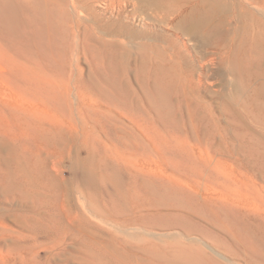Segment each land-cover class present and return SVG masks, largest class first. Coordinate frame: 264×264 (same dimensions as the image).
I'll return each instance as SVG.
<instances>
[{
	"label": "bare ground",
	"instance_id": "bare-ground-1",
	"mask_svg": "<svg viewBox=\"0 0 264 264\" xmlns=\"http://www.w3.org/2000/svg\"><path fill=\"white\" fill-rule=\"evenodd\" d=\"M83 63L103 79L102 67L111 74V66L137 64L142 83L178 88L183 95L188 88L195 93V85H202L206 65L220 64L229 80L234 78L236 92L257 85L255 99H264V0H0V196L26 195L30 189L43 188L40 149L75 139L76 118L90 112L92 103L70 86ZM105 81L109 87L113 84ZM152 88L158 95V88ZM106 92H101L104 97L110 94ZM137 127L147 144L145 153L112 152L128 172V185L134 190L140 176L148 177L149 185L144 187H151L148 194L159 197L165 210L183 217L212 215L250 249L253 264H264V196L258 189L255 192L223 168L206 167L217 170L216 176L206 172L201 180L183 179L177 171L193 165L194 158H203L179 142L171 145L143 117ZM162 158L176 167L168 169ZM219 173L223 180H218ZM16 233L5 227L0 238L11 240Z\"/></svg>",
	"mask_w": 264,
	"mask_h": 264
},
{
	"label": "rangeland",
	"instance_id": "rangeland-1",
	"mask_svg": "<svg viewBox=\"0 0 264 264\" xmlns=\"http://www.w3.org/2000/svg\"><path fill=\"white\" fill-rule=\"evenodd\" d=\"M116 66H111L113 74L100 68L103 79L83 63L70 83L73 93L80 92L92 102L91 107L94 105L82 117L75 115L79 126L76 124L73 132L86 144L76 142L75 137L73 142L67 138L69 143L65 140L38 150L45 186L30 189L26 195L0 196V231L7 227L17 232L11 240L0 238V264H253L250 249L212 215L183 217L165 210L159 197L148 194L151 187H144L149 185L148 177L140 176L133 190L128 172L112 152L145 153L147 144L137 132L143 117L170 139L171 145L179 142L203 158H194L193 165L175 171L178 176L201 180L206 172L216 176L217 170L206 167L223 168L264 196V99H255L257 85L238 93L231 83L234 78L229 80L222 65L208 64L202 85H195V93L188 88L183 95L178 88L167 90L153 81L142 83L137 64ZM106 79L113 83L112 88ZM153 86L158 95L152 93ZM147 87L148 95L144 93ZM226 87L233 91L229 93ZM106 90L110 93L105 96L107 101L101 93ZM72 104L75 114V99ZM210 158L212 162L207 164ZM161 160L168 169L176 167L165 158ZM217 178L223 180L220 173Z\"/></svg>",
	"mask_w": 264,
	"mask_h": 264
}]
</instances>
